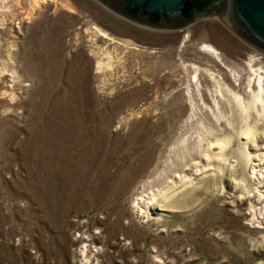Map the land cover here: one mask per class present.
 Masks as SVG:
<instances>
[{
	"label": "rangeland",
	"instance_id": "rangeland-1",
	"mask_svg": "<svg viewBox=\"0 0 264 264\" xmlns=\"http://www.w3.org/2000/svg\"><path fill=\"white\" fill-rule=\"evenodd\" d=\"M28 1L0 16V264H264L263 139L237 178L199 175L149 214L134 201L192 144L191 108L213 120L212 78L191 63L238 85L201 44L235 68L263 51L218 16L165 28L54 0L26 19ZM93 47L118 56L104 74Z\"/></svg>",
	"mask_w": 264,
	"mask_h": 264
},
{
	"label": "bare ground",
	"instance_id": "bare-ground-1",
	"mask_svg": "<svg viewBox=\"0 0 264 264\" xmlns=\"http://www.w3.org/2000/svg\"><path fill=\"white\" fill-rule=\"evenodd\" d=\"M48 1L54 0H29L24 13L25 18L28 19L39 6ZM19 2L20 0H0V16H4L3 14L7 11L6 9H12L11 4H19ZM60 5L71 9L66 3L61 2ZM3 20L5 19L3 18ZM222 20L227 22L224 17ZM90 28L92 29L91 32H93L91 35L94 37L101 36L113 39L100 26L94 25ZM93 41L95 40L92 39L91 42L93 43ZM250 44L264 53V49L252 43ZM127 46H129L128 43ZM201 49L211 52L216 60L225 68L226 66L229 67L238 85L234 82H228L224 78V74L219 69H215L216 67L191 63L190 67L194 68L195 73L193 77L196 83H199V76L202 70L206 71L212 78L213 105L205 103L203 94L201 95V99H203L205 110H207L213 120L207 119L206 115L198 114L195 108H191L196 128L192 144H188L186 136L181 138L175 150V159L170 160L166 169L172 174L167 175V171L165 169L163 171L166 178L164 185L162 184V186L155 190L150 187V192L147 193V196L142 194L139 198H135L134 201L137 205L139 204L140 212L149 214L152 209L158 208L163 210L164 206L161 204V201L167 200L176 191L197 183L202 175L208 179L215 176L222 177L225 172V174L227 173V175L237 178L233 159L242 167L245 165L252 167V164H250L252 159L249 151L250 142L257 143L259 139L264 140V55L261 53V55L259 53L250 54L244 67L235 68L227 64L222 54L212 44L202 43ZM91 52L95 55L96 70L101 72V74H104L107 68H110L118 57L114 54V51L95 47L91 48ZM7 55L9 56V53ZM5 68L7 69V67ZM3 70L5 71L4 67ZM66 73L72 74L73 71L70 69ZM242 138L245 140L241 141ZM196 175L197 178L194 177ZM199 175L201 176L198 178ZM240 179L244 180L245 178L242 175Z\"/></svg>",
	"mask_w": 264,
	"mask_h": 264
},
{
	"label": "water",
	"instance_id": "water-1",
	"mask_svg": "<svg viewBox=\"0 0 264 264\" xmlns=\"http://www.w3.org/2000/svg\"><path fill=\"white\" fill-rule=\"evenodd\" d=\"M125 17L172 28L218 16L246 41L264 49V0H100Z\"/></svg>",
	"mask_w": 264,
	"mask_h": 264
}]
</instances>
